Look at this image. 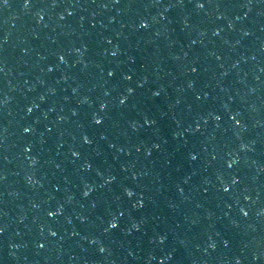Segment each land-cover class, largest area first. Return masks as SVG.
<instances>
[{
  "label": "water",
  "instance_id": "obj_1",
  "mask_svg": "<svg viewBox=\"0 0 264 264\" xmlns=\"http://www.w3.org/2000/svg\"><path fill=\"white\" fill-rule=\"evenodd\" d=\"M203 2H0V264H264V0Z\"/></svg>",
  "mask_w": 264,
  "mask_h": 264
},
{
  "label": "snow or ice",
  "instance_id": "obj_2",
  "mask_svg": "<svg viewBox=\"0 0 264 264\" xmlns=\"http://www.w3.org/2000/svg\"><path fill=\"white\" fill-rule=\"evenodd\" d=\"M0 2H2L4 5H7V0H0ZM29 5H30V0H25L24 6H25V7H29ZM195 6H196L197 8H204V7H205V3L203 2V0H196V5H195ZM140 27H143V28L148 27L147 22L144 21V20H141V22H140ZM77 51H79V49H77ZM115 54H116V53L113 52V55H115ZM59 59L63 61V60H64V56L61 55V56L59 57ZM192 70L195 71V69H192ZM108 74L111 76V75H113V72L110 71ZM131 78H132L131 76H126V77H125V79H128V80H130ZM189 87H191V84L189 85ZM127 91H128L129 93H131V92L133 91V89H132V88H128ZM156 95H158V93H156ZM126 100H127V97H122L120 102H121V103H124ZM99 107H100L101 110H103V109H105V108L107 107V105H106L105 103L101 102L100 105H99ZM28 111H31V109H28ZM216 119L219 120L220 117L217 116ZM234 119H235V117H234ZM93 121H94L95 124L99 125V124L102 123V121H103V117H101V116H99V115H94V116H93ZM145 122L151 124V123H154L155 121H152V120H150L149 118L146 117V118H145ZM236 123L239 124L240 121L237 119V120H236ZM135 126H136L135 123H133V127H135ZM29 131H31L30 128H28V127H25V128H24V132H29ZM83 140H84L85 143H89V144L92 142V141L90 140V138H89L88 135H84V136H83ZM79 155H80L79 152H73V156H79ZM193 158H195V157H193ZM35 162H36L35 159H33V160H32V163H35ZM234 163H235V159L233 158L232 160L228 161V167L231 168L232 165H233ZM88 166L90 167V165H88ZM108 179H109V180H113V179H115V177H111V176H110ZM232 182H233V183H236V180L233 179ZM90 190H91V189L88 188V187L86 186L85 191H84V195L87 196V195L89 194ZM224 190H225V191L228 190V186H227V185L224 186ZM124 191L126 192V194H127L129 197H131V196L133 195V191H132L130 188H125ZM142 204H143V200L139 201V205H142ZM58 211H59V209L56 210V212H58ZM56 212H51V211H50V212L48 213V215H49V216H54V215H56ZM241 212H242L243 215H245V216L248 215V213H247L246 211H244V209H241ZM118 215H119L120 217H123V216L125 215V213H124L123 211H120V212L118 213ZM82 219H83V218H82ZM114 221H115V222H114ZM117 227H118L117 217L114 215V216L112 217V219L109 221V228L115 229V228H117ZM132 227H133V228H139V224H137V223H133V224H132ZM0 231H2V229H0ZM105 231H107V229H105ZM51 235L55 236V235H56V232L52 231V232H51ZM164 239H165L164 236H160V240H161V242H163ZM227 243H228V241H225V244H227ZM39 246H40V247H44L43 244H41V245H39ZM215 246H216V245H215L214 243L211 245V247H213V248H214ZM99 250H100L101 252H103V251H105V248H104V247H101Z\"/></svg>",
  "mask_w": 264,
  "mask_h": 264
},
{
  "label": "clouds",
  "instance_id": "obj_3",
  "mask_svg": "<svg viewBox=\"0 0 264 264\" xmlns=\"http://www.w3.org/2000/svg\"><path fill=\"white\" fill-rule=\"evenodd\" d=\"M238 264H239V262H238Z\"/></svg>",
  "mask_w": 264,
  "mask_h": 264
}]
</instances>
